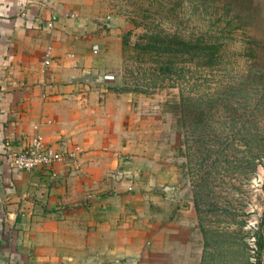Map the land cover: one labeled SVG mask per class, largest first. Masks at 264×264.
<instances>
[{"label":"crops","instance_id":"1","mask_svg":"<svg viewBox=\"0 0 264 264\" xmlns=\"http://www.w3.org/2000/svg\"><path fill=\"white\" fill-rule=\"evenodd\" d=\"M70 10L71 0H0V264L238 263L200 205L179 201V176L135 149L131 96L84 86L99 53ZM36 135L76 156L12 171L7 149Z\"/></svg>","mask_w":264,"mask_h":264},{"label":"rangeland","instance_id":"2","mask_svg":"<svg viewBox=\"0 0 264 264\" xmlns=\"http://www.w3.org/2000/svg\"><path fill=\"white\" fill-rule=\"evenodd\" d=\"M71 1L70 17L91 28L85 44L99 49V68L84 86L131 96L137 152L179 176V201L200 205L203 224L239 254L233 264H264V112L251 114L243 96L222 87L264 80V0ZM174 35L227 58L219 65L209 58V68L194 50V58L172 51L169 60L162 43ZM200 96L217 102L199 109Z\"/></svg>","mask_w":264,"mask_h":264},{"label":"trees","instance_id":"3","mask_svg":"<svg viewBox=\"0 0 264 264\" xmlns=\"http://www.w3.org/2000/svg\"><path fill=\"white\" fill-rule=\"evenodd\" d=\"M201 40L198 41H193V43H187L185 41V39H179L177 35L174 36H169V39L164 40V43H162L163 45L166 46L167 51L166 52V57H168L169 60H171L172 58L170 57V53L173 51L176 53V55H180V56H184L186 53H188V55L190 54L192 57L194 58V55L191 54V50L195 53H197L195 58H198L197 60L199 61V66L201 67H206L209 68V58H211V60H213L214 64L216 61V64H222L226 58H227V52H223L222 50H219L220 48L218 47H212V51L209 53V47H208V52L206 50L205 47H203V43L201 42ZM156 44V43H154ZM190 44L193 46L191 47ZM157 46V45H155ZM153 46V49H155V51H157V48ZM190 49V50H189ZM221 53V54H220ZM220 54V55H219ZM190 58V59H191ZM188 59V60H190ZM208 60L205 64L202 63L203 60ZM225 68L227 70H229V65L226 63L225 64ZM255 72V71H254ZM256 73V72H255ZM239 81L233 82V83H229L227 86L222 85V87L224 89H229V93L227 94L228 97L230 95L232 96H243L244 97V101H245V105L248 106V109H252L253 112L251 114L256 113L258 110L259 111H263L264 112V80L260 79V78H253L250 80H244L242 81L240 84H238ZM250 83L247 84V83ZM255 84V85H253ZM241 85V86H238ZM244 85H247L245 87H243ZM257 86V87H254ZM235 91H237L236 93H234ZM245 92V93H244ZM220 94V93H218ZM210 96V95H209ZM201 99V103L199 105V109L203 108L205 109L204 106H206L207 108L209 107V111L213 108V106L215 105V103L217 101L215 100H209V102H205L204 97L200 96L199 97ZM212 99V97H210ZM205 103V105L203 106V104ZM225 107H230V105L228 103H224ZM241 118V117H240ZM244 120V118H241ZM262 119V118H261ZM233 123H235L236 119H233ZM237 124V123H236ZM249 125V119L247 118L246 120H244L243 122V127Z\"/></svg>","mask_w":264,"mask_h":264},{"label":"built area","instance_id":"4","mask_svg":"<svg viewBox=\"0 0 264 264\" xmlns=\"http://www.w3.org/2000/svg\"><path fill=\"white\" fill-rule=\"evenodd\" d=\"M98 47H95V52H98ZM51 52L47 53V60L45 65L50 64ZM108 80H113L114 77H107ZM1 92V88H0ZM6 162L10 169L14 172H27L31 173L37 169L51 165L57 162H64L69 158H74L76 156L75 152L62 153L54 150L47 145L44 137L42 135H36L29 145L19 152H13L7 149ZM33 186H37L34 184ZM25 197H27L25 195Z\"/></svg>","mask_w":264,"mask_h":264}]
</instances>
